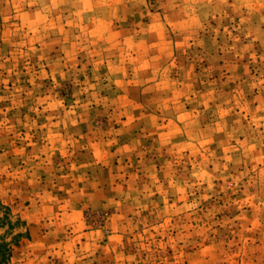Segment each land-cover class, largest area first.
<instances>
[{"label": "clouds", "instance_id": "clouds-1", "mask_svg": "<svg viewBox=\"0 0 264 264\" xmlns=\"http://www.w3.org/2000/svg\"><path fill=\"white\" fill-rule=\"evenodd\" d=\"M0 264H264V0H0Z\"/></svg>", "mask_w": 264, "mask_h": 264}]
</instances>
